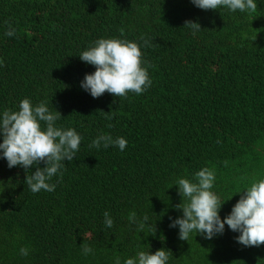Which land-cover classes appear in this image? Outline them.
<instances>
[{"label": "trees", "instance_id": "obj_1", "mask_svg": "<svg viewBox=\"0 0 264 264\" xmlns=\"http://www.w3.org/2000/svg\"><path fill=\"white\" fill-rule=\"evenodd\" d=\"M254 2L233 12L192 0H0V118L23 99L43 102L60 113L56 127L82 138L46 181L52 192L25 180L43 161L9 168L0 150V264H138L139 252L160 249L171 252L166 264H264V244H240L227 224L187 241L169 227L188 202L179 179L212 170L222 221L264 179V0ZM99 39L136 43L151 85L93 98L81 82L95 66L79 56ZM101 135L127 146L90 147Z\"/></svg>", "mask_w": 264, "mask_h": 264}, {"label": "clouds", "instance_id": "obj_2", "mask_svg": "<svg viewBox=\"0 0 264 264\" xmlns=\"http://www.w3.org/2000/svg\"><path fill=\"white\" fill-rule=\"evenodd\" d=\"M192 3L205 10H216L220 6L233 12H254L257 9L254 0H192ZM184 26H190L194 31L201 29L198 23L191 21H185ZM5 35L14 36L15 29L9 28ZM79 58L95 66V71L86 74L81 82V87L90 92L93 98H98L105 92L115 97H125L128 92L141 94L152 83L146 68L141 67V51L134 42L99 39L95 46L83 51ZM60 117L58 111L51 112L43 102L33 108L30 100L23 99L18 111L5 110L0 118V135L3 136L0 150L8 167L20 165L27 170L41 161L46 165L42 169L37 167L25 179L33 193L41 190L54 191L55 185L46 181L51 180L64 166L63 161H73L78 153L82 138L74 129L62 130L56 127L55 122ZM41 122L45 125L43 130ZM101 144L104 148L114 144L123 151L127 140L122 137L113 140L110 135H101L93 140L90 147L98 149ZM194 179L196 182L183 178L178 180V192L188 202L182 207L176 206L182 210L183 216L172 221L169 227L179 226V239L187 241L189 234L193 232L202 234L205 239H211L216 234H222L227 224L230 230L240 233L236 237L240 244H264V179L247 188L223 221L218 215L222 203L210 191L215 180L214 172L203 168L195 173ZM104 217L105 226L112 228L113 220L107 211ZM135 218V212L129 215L130 222H134ZM143 219L147 221L148 217ZM140 227L143 228L144 224L141 223ZM91 251L90 247H83L85 255ZM20 254L27 256L28 249L21 248ZM170 254V251L164 249L157 250L154 254L141 251L138 253V264H166ZM125 264H137V261L129 258Z\"/></svg>", "mask_w": 264, "mask_h": 264}]
</instances>
